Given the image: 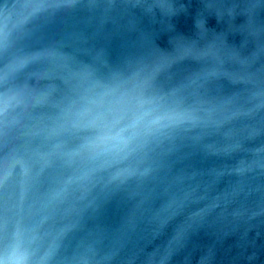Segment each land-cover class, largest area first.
Wrapping results in <instances>:
<instances>
[{
	"label": "water",
	"instance_id": "95a60500",
	"mask_svg": "<svg viewBox=\"0 0 264 264\" xmlns=\"http://www.w3.org/2000/svg\"><path fill=\"white\" fill-rule=\"evenodd\" d=\"M0 264H264V0H0Z\"/></svg>",
	"mask_w": 264,
	"mask_h": 264
}]
</instances>
